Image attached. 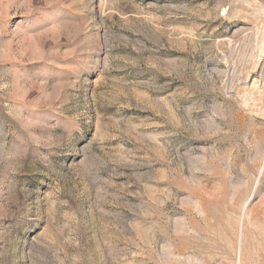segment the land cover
Returning <instances> with one entry per match:
<instances>
[{"label":"rangeland","instance_id":"374dc122","mask_svg":"<svg viewBox=\"0 0 264 264\" xmlns=\"http://www.w3.org/2000/svg\"><path fill=\"white\" fill-rule=\"evenodd\" d=\"M0 264H264V0H0Z\"/></svg>","mask_w":264,"mask_h":264}]
</instances>
